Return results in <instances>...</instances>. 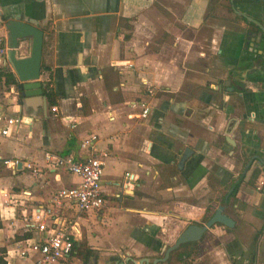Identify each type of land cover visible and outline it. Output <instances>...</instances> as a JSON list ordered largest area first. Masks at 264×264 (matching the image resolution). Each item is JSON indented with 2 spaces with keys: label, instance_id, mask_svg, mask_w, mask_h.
<instances>
[{
  "label": "crops",
  "instance_id": "obj_1",
  "mask_svg": "<svg viewBox=\"0 0 264 264\" xmlns=\"http://www.w3.org/2000/svg\"><path fill=\"white\" fill-rule=\"evenodd\" d=\"M156 1L0 0V67L13 73L5 21L34 20L43 31L39 80L55 100L50 107L44 94L45 101L8 85L0 102V112L22 117L17 132L0 135V264H33L35 253L6 255L30 235L21 215L78 182L47 167L46 151L96 156L103 165L105 203L76 219L85 257L74 249L57 264L160 257L219 205L234 226L214 224L187 242L190 253L182 244L170 251V264L264 263V38L251 21L264 26V0H227V13L223 0H160L180 7L178 17L162 14ZM27 53L24 42L20 54ZM133 100L149 105L145 119L128 116ZM185 148L191 153L179 168ZM126 171L137 178L133 190L122 187ZM59 215L73 220V206Z\"/></svg>",
  "mask_w": 264,
  "mask_h": 264
},
{
  "label": "built area",
  "instance_id": "obj_2",
  "mask_svg": "<svg viewBox=\"0 0 264 264\" xmlns=\"http://www.w3.org/2000/svg\"><path fill=\"white\" fill-rule=\"evenodd\" d=\"M0 54H5V50L1 48ZM130 106L136 110L128 114L130 118L145 119L150 111L144 100H133ZM52 110H56V107H52ZM21 123L20 115L8 117L0 112V135H9L14 128L17 132ZM93 140L94 136L84 139L81 147L87 148ZM43 157L47 167L62 168L75 175L78 182L69 187L59 188L51 195L46 205L21 215L22 229L30 235L18 242L13 249H8L6 255L11 258H26L30 253H35L37 258L33 264H57L71 255L73 242L80 237L81 232L76 219L84 212L100 210L105 203L101 187L103 165L96 156L76 159L74 154L59 155L46 151ZM17 164L18 161H13L10 166L14 168ZM26 166L37 171L30 164ZM136 179L133 173L124 172L123 189L133 190ZM66 204L73 206V220L70 218V221L64 220V217L59 215L61 208ZM257 264L261 263L257 261Z\"/></svg>",
  "mask_w": 264,
  "mask_h": 264
},
{
  "label": "water",
  "instance_id": "obj_3",
  "mask_svg": "<svg viewBox=\"0 0 264 264\" xmlns=\"http://www.w3.org/2000/svg\"><path fill=\"white\" fill-rule=\"evenodd\" d=\"M247 20L250 18L246 17ZM257 24L260 32L257 35L264 38V26L255 20H251ZM4 27L6 29V61L10 65L16 79L18 81L17 90L20 95L27 97L37 96L45 101L43 96L42 84L39 80L41 71V57L43 47V31L36 22L31 19H23L21 16H14L5 21ZM26 42L28 53L26 55L20 54V47L22 43ZM44 106H46L44 102ZM20 108V114H21ZM26 115V113H23ZM30 122V117L24 118ZM191 149L185 148L179 158L177 166L180 168L184 160L190 155ZM224 205H219L213 214L203 224L191 223L186 226L178 235L173 244L164 247L162 256L160 257H142L139 259L125 258L124 264H157L158 262H165L169 256L170 251L175 250L181 244L187 242L198 241L203 234L211 228L214 224H222L226 227H233L234 221L231 217L223 212ZM254 264H257L256 258ZM264 264V263H261Z\"/></svg>",
  "mask_w": 264,
  "mask_h": 264
},
{
  "label": "trees",
  "instance_id": "obj_4",
  "mask_svg": "<svg viewBox=\"0 0 264 264\" xmlns=\"http://www.w3.org/2000/svg\"><path fill=\"white\" fill-rule=\"evenodd\" d=\"M0 80H2L4 82V84L7 85V86L8 85H15L16 87H18V84H19L18 81H17V79H16V77L13 75V73L11 72V70L6 65L0 67ZM49 86L50 85L47 83V84H45V85L42 86V89H43V94L47 98L48 104L51 107V106L54 105L55 100H54L53 92H52V90H51V88ZM261 232L262 231L260 229L257 232V234L255 235V239H257L259 237V235L261 234ZM25 236L27 237L28 235H25ZM75 241L73 242L72 252H73L74 249H77L79 256L81 258H82V256L85 257V255H84V250L86 249L85 245L83 243L82 244L80 243L79 245H76V242ZM182 246L188 247V250L187 251L189 252V248L191 246H193V244H189V243L187 244V243H185V244H182ZM1 251H2L1 252V255H2V253L5 252V250H1ZM177 254H180V253H177ZM0 259H1V256H0ZM167 263H168V261L160 262L159 264H167Z\"/></svg>",
  "mask_w": 264,
  "mask_h": 264
},
{
  "label": "rangeland",
  "instance_id": "obj_5",
  "mask_svg": "<svg viewBox=\"0 0 264 264\" xmlns=\"http://www.w3.org/2000/svg\"><path fill=\"white\" fill-rule=\"evenodd\" d=\"M163 1V0H162ZM156 2H158L159 4H158V9H161L160 10V12L162 13V14H165V15H167V17H169V15H172L173 17H178L179 16V12L181 11V8L180 7H178V6H174L173 8H171L170 6H168V5H164V3H162L160 0H157ZM165 6L168 8H165ZM218 7H220L219 8V10L220 11H225L226 12V10H224V8H226L227 9V0H223V2H221V1H219V4H218ZM160 12H157V13H159L160 14ZM227 12H230L229 10L227 11ZM226 12V13H227ZM171 23H173V24H175V22H171ZM159 25V27L160 28H162V24H158ZM9 91V86H7V85H5V84H3V82L2 81H0V102H2L3 101V99H5V96L7 95V92ZM17 95H18V98H20L19 97V94H18V92H17ZM11 97V95L9 94V98ZM106 173H108V174H106V175H104V180H103V184H105V187H106V189L108 188V185L109 184H111V173H110V171H108V172H106ZM114 206H116V204H113ZM204 220H205V218H204ZM203 220V221H204ZM193 250V246H191L190 248H189V252H191ZM196 253V252H195ZM194 253V254H195ZM194 256V255H193ZM168 260V259H167ZM166 260V261H167ZM173 260V259H172ZM173 262V261H172ZM167 264H170V260H168V263Z\"/></svg>",
  "mask_w": 264,
  "mask_h": 264
},
{
  "label": "flooded vegetation",
  "instance_id": "obj_6",
  "mask_svg": "<svg viewBox=\"0 0 264 264\" xmlns=\"http://www.w3.org/2000/svg\"><path fill=\"white\" fill-rule=\"evenodd\" d=\"M250 29V28H249ZM253 29V28H252Z\"/></svg>",
  "mask_w": 264,
  "mask_h": 264
}]
</instances>
